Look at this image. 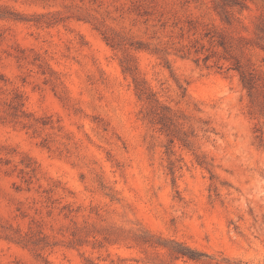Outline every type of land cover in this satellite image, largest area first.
<instances>
[{
    "label": "rangeland",
    "instance_id": "1",
    "mask_svg": "<svg viewBox=\"0 0 264 264\" xmlns=\"http://www.w3.org/2000/svg\"><path fill=\"white\" fill-rule=\"evenodd\" d=\"M0 264H264V0H0Z\"/></svg>",
    "mask_w": 264,
    "mask_h": 264
},
{
    "label": "trees",
    "instance_id": "2",
    "mask_svg": "<svg viewBox=\"0 0 264 264\" xmlns=\"http://www.w3.org/2000/svg\"><path fill=\"white\" fill-rule=\"evenodd\" d=\"M246 84V83H245ZM182 256H187L190 259H200L203 253L184 247L179 251Z\"/></svg>",
    "mask_w": 264,
    "mask_h": 264
}]
</instances>
